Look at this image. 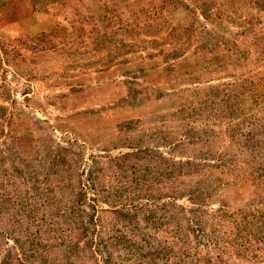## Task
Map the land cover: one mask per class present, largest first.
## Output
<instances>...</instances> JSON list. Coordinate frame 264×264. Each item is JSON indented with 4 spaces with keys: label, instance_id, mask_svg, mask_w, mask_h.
Returning <instances> with one entry per match:
<instances>
[{
    "label": "rangeland",
    "instance_id": "obj_1",
    "mask_svg": "<svg viewBox=\"0 0 264 264\" xmlns=\"http://www.w3.org/2000/svg\"><path fill=\"white\" fill-rule=\"evenodd\" d=\"M0 264H264V0H0Z\"/></svg>",
    "mask_w": 264,
    "mask_h": 264
}]
</instances>
